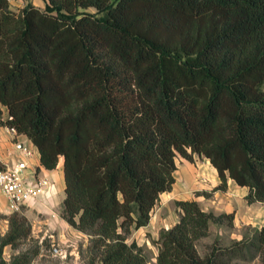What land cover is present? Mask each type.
<instances>
[{
  "label": "trees",
  "instance_id": "16d2710c",
  "mask_svg": "<svg viewBox=\"0 0 264 264\" xmlns=\"http://www.w3.org/2000/svg\"><path fill=\"white\" fill-rule=\"evenodd\" d=\"M0 105V122L36 145L41 165L62 158L61 215L91 234L100 255L90 264H147L126 234L172 187L176 154L203 155L215 188L232 178L247 202L264 201V0H46L18 10L0 0ZM175 204L179 218L159 231L150 264H235L246 251L264 260V225L201 253L210 223L232 212ZM8 223L0 264H27L25 252L7 262L3 247L31 224L19 211Z\"/></svg>",
  "mask_w": 264,
  "mask_h": 264
},
{
  "label": "rangeland",
  "instance_id": "374dc122",
  "mask_svg": "<svg viewBox=\"0 0 264 264\" xmlns=\"http://www.w3.org/2000/svg\"><path fill=\"white\" fill-rule=\"evenodd\" d=\"M89 9L95 10L93 7ZM175 162L180 169L179 172L183 171L182 176L191 178L188 182L182 181L187 187L176 196L167 198L166 194L160 195L151 210L147 224L132 228L126 234L127 242L135 240L142 246L147 264L155 260L159 231L172 226L179 218V207L175 204L178 196V198H194L203 209L211 210L215 214L225 212L233 214L231 222L228 217L223 216L221 221L210 223L208 234L196 242L201 253L213 243L227 245L234 239L250 237L254 228L264 225V223L260 224L262 223L260 219H264V202H247L244 197L246 187L241 188L233 182H228L230 178L227 179L225 188H215L220 183V178L212 173L213 168L203 155L194 153L191 159H187L178 153ZM172 189L171 187L170 190ZM182 195L186 196L180 197ZM22 206L16 211L24 213L25 209ZM61 208L62 206L60 215ZM11 212L13 211L0 213V235L9 227L8 215ZM24 252L30 258L27 264H90L92 259L96 261L100 255L99 250L92 245L91 234L74 226L69 227L68 230L38 232L32 224L28 237L17 245L6 244L3 247V257L7 262H10L15 255ZM235 262V264H264L262 255L254 251L252 253L246 251L244 256L236 258Z\"/></svg>",
  "mask_w": 264,
  "mask_h": 264
},
{
  "label": "crops",
  "instance_id": "0c3cea01",
  "mask_svg": "<svg viewBox=\"0 0 264 264\" xmlns=\"http://www.w3.org/2000/svg\"><path fill=\"white\" fill-rule=\"evenodd\" d=\"M28 2L42 8L44 7L46 0H9L10 6L16 10L21 9ZM0 107V116L6 115V107L2 105H0ZM24 148H30L32 153L30 155H25ZM20 158L24 159L27 164L25 171L28 180L31 183L38 178H48L52 181V184L48 186L45 191H39L37 195L31 197L22 206L25 209V215L33 225V228L35 226L38 232H46L58 229L68 230L69 227H73L60 215L59 212L61 202L65 195L62 158L60 157L54 168L44 167L40 163V154L36 145H34L25 134L10 131L6 125H3L0 122V162L2 164H12ZM205 159L210 163L208 158L205 157ZM211 166L214 170H212V173L217 175L216 168L212 164ZM175 171V180L172 186L173 189L162 191L160 195L166 194L167 198L176 196L181 194L182 190L187 187L185 183H182V181L184 180L185 182H188L191 178L188 176V178L186 176H182L183 171L179 172L180 169L177 168V166ZM213 182H215V179H213ZM228 182H233L238 185L232 178H230ZM240 187L244 188L245 186ZM184 196L186 195H182L180 197ZM9 211L8 201L5 195L0 191V213L5 214ZM260 221L262 222L260 224L264 223V219H260Z\"/></svg>",
  "mask_w": 264,
  "mask_h": 264
},
{
  "label": "built area",
  "instance_id": "2783aa9c",
  "mask_svg": "<svg viewBox=\"0 0 264 264\" xmlns=\"http://www.w3.org/2000/svg\"><path fill=\"white\" fill-rule=\"evenodd\" d=\"M6 115L1 117H6ZM10 131L15 128L6 125ZM32 150L24 148V154L30 155ZM27 164L24 159H17L12 164H4L0 168V190L6 196L11 211H16L39 191H45L52 181L48 178H38L33 183L28 180L26 174Z\"/></svg>",
  "mask_w": 264,
  "mask_h": 264
}]
</instances>
